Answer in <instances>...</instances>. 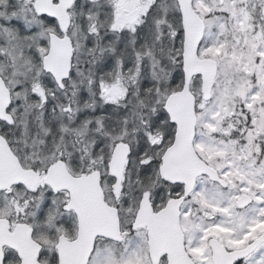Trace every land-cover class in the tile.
I'll return each mask as SVG.
<instances>
[{
	"label": "snow or ice",
	"instance_id": "snow-or-ice-1",
	"mask_svg": "<svg viewBox=\"0 0 264 264\" xmlns=\"http://www.w3.org/2000/svg\"><path fill=\"white\" fill-rule=\"evenodd\" d=\"M0 264H264V0H0Z\"/></svg>",
	"mask_w": 264,
	"mask_h": 264
}]
</instances>
